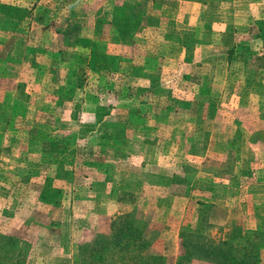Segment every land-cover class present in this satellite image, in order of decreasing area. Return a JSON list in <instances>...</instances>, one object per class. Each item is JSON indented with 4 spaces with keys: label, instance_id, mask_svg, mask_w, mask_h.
Here are the masks:
<instances>
[{
    "label": "rangeland",
    "instance_id": "rangeland-1",
    "mask_svg": "<svg viewBox=\"0 0 264 264\" xmlns=\"http://www.w3.org/2000/svg\"><path fill=\"white\" fill-rule=\"evenodd\" d=\"M78 1L0 0V264H50V259H40L63 251L70 252V264H95L90 262V246L97 236L111 237V222L120 216L112 213L130 203L137 210L128 220L138 228L145 226L148 253L159 255L163 247L170 249L176 243L178 255L165 257L166 264H175L180 253V229L203 224L212 238L222 240L220 223L226 215L221 208L223 188L211 189L216 198L208 208L194 201L198 196L183 197L210 187L209 180L199 173L230 174L237 170L246 175L249 165L244 166V162L253 158L249 147L264 149V39L256 37L257 28L264 26V0L242 5L257 18L248 24L252 25V35L245 36L242 43L250 53L246 52L241 64L231 70V76L244 79V83L233 81L218 102L204 100L206 84L200 85L196 73L190 75L187 68H179L174 81L161 86L156 69L151 73L134 71L137 75L130 79L119 72L117 65L110 70L88 69L86 62L92 59V53L99 67L117 58L113 52L117 40L111 38V32L124 25L127 14L138 6L123 4L111 9L110 0ZM135 14L134 20L139 17ZM31 16L37 18L42 29H31ZM81 29L84 35L78 37ZM132 29L135 35L140 30ZM94 30L109 36L102 34L94 41ZM123 40L133 46L127 55L133 49H143L134 34L124 35ZM161 50L166 53L167 45ZM68 61L77 64L52 74L55 69L51 66ZM146 76L155 84L147 87L143 83L142 91L151 89L153 94L149 99L142 95L132 105L136 108L142 101L152 103L164 116L153 118L164 121L162 137L166 138L156 147L144 141L145 135L129 131L127 124L139 127L144 122L116 114L92 115L93 109L106 108L111 102L124 110L123 95L137 96L139 83L135 84V79ZM33 80H38V97L45 96L47 101L45 97L28 100L35 86L31 85ZM16 97L25 101L19 102ZM53 97L66 99L61 107L60 103L52 106ZM36 106L37 116L33 115ZM72 108L74 116L69 114ZM204 110L215 129L212 145L204 157L187 158L186 151L179 147L180 132L202 127ZM50 111L54 113L48 118ZM31 118L33 124L29 123ZM180 121L181 126L173 128ZM149 137L156 139L155 134ZM195 145L191 146L192 153L202 151L203 142ZM228 150L227 163L221 166ZM238 155L240 164L236 162ZM256 170L252 171L254 176L262 178L259 166ZM13 176L20 180L15 182ZM17 183L20 188L13 191ZM230 184L232 189L238 186L237 181ZM245 236L247 232L235 238L241 242L239 246H244ZM250 239L257 244L259 258L262 256L259 264L264 263V231L250 235ZM198 262L204 261L191 264Z\"/></svg>",
    "mask_w": 264,
    "mask_h": 264
},
{
    "label": "crops",
    "instance_id": "crops-1",
    "mask_svg": "<svg viewBox=\"0 0 264 264\" xmlns=\"http://www.w3.org/2000/svg\"><path fill=\"white\" fill-rule=\"evenodd\" d=\"M77 1L78 0H67V2H69L70 4L72 2L77 4L79 2ZM110 1L111 9L123 4H138V11L142 13V17L141 25L139 27L140 30H138L136 35L134 36L138 38V41L141 42L143 49H141L140 51L139 49H133L135 51L133 53H130V55H127L128 49H132L133 46H128L125 42H123L120 37L119 31L113 30L110 36L111 38L116 37L117 40L115 43L116 50L113 51L114 53L118 54L117 58L114 57V60L108 62L110 64L105 65L104 63V66L101 65L99 67V64L96 62L97 60L94 57V53H92V48H90V45L89 51L92 53V59L86 62V64L88 65V69L93 70L103 68L110 70L113 66L117 65L116 68L121 74L123 73L124 76H126V79L127 77L129 78V76H133L134 78V76L137 75L134 74V71L144 69L145 72L151 73V70L156 69L159 72L158 84L161 86L164 83H172L174 81L175 73L179 68H187L189 70V74L190 72L196 73V77L200 85L206 84L208 94L206 95V97H204V100L211 102H218L220 98L224 96L223 94H226L228 92V87L233 84V81H237L238 84L244 83V79L239 80L238 78H233L231 76V70L235 66H238V64H241L240 62H242V59H240L237 55H242V57L244 58L246 52L250 53V49L244 48L242 46V43L245 41V36L250 37L252 35V31L250 30V27L252 25L249 26L248 24L257 21V18H253L252 16H255L254 13L242 8V5L246 4L247 2L250 3L251 0ZM76 10L79 11V8ZM35 16L37 17L38 15L36 14ZM250 16L252 17V19H249ZM36 17L33 20V17L31 16L29 18L30 23L28 24L31 25V29L32 27L33 29L36 27L42 29V26H40L39 22L36 20ZM245 25H248L247 29ZM83 32L84 30L79 31L78 37L83 36ZM93 33L92 37L94 36V41H98L102 37V34H104V36H109L108 34H105L103 32L98 33L95 30ZM77 43L78 45H80V48L83 49L82 45L84 44H79V38ZM150 44H152L153 47H151ZM162 45H167L166 53L161 50ZM64 50L66 49L64 48ZM230 52H233L232 61H230ZM60 53H63V51H60ZM137 57L142 60L139 62L138 59L137 62ZM74 64L77 63L72 64V62L70 61L56 63V66H51L52 69H55L52 74L56 75L58 70L60 69L62 70V72H64L63 70L65 68H73V66H75ZM170 68H172V70ZM256 71L259 70L256 69ZM136 79L134 83H139L137 89L140 92L138 94L136 89L137 96H127L125 94L123 95L124 98L122 99V102L125 103L124 110H119L117 102H111L110 106L106 108L96 110L93 109L92 115L98 117L99 115L114 117V115L116 114L117 117L122 116V118L125 119H138L144 123H142L139 127L127 124L129 127V131L134 132L135 134L139 133L145 135L147 140L144 141H148V143L152 147H156L157 145H159V142L164 139L162 137L164 130V121L162 119L159 121H154L153 118H164V116H162L160 112L155 110L152 103L142 101L139 106H137L138 108H134L132 105L133 100L140 98L142 95L146 96V99H149V96L153 94L151 93L153 91L151 89L142 91V84L146 83L147 87H149L150 85L155 84V82L151 77L147 76L146 78ZM37 81L35 82V80H33L31 85L37 83ZM37 84H35V86L32 87L31 92L28 93V100L30 101L33 98L41 99V97H45H38L39 92ZM90 96L91 95H85L86 98H90ZM64 99L66 98H54L55 101L53 103L50 102V105L53 106L60 103L61 107V103H63ZM115 99L116 98H114V100ZM23 100L24 99H22L21 97L20 99L18 98L19 102ZM52 106L50 108H52ZM74 108H76V106H74ZM57 109L62 110L61 108H55L54 110L56 111ZM73 111V108L70 109L69 114L74 116ZM37 112L38 109L36 106L33 115L37 116ZM49 113L50 114L47 116L48 118L52 117V113L54 112L50 111ZM205 114L206 111L202 113V116H204L205 118L202 127H189L188 131L184 129V132H180L179 147L183 148L186 151L185 154L187 158L198 159L204 157L206 152H208V148L212 145V137L215 129L213 128L212 123L207 120L209 119V117L206 118ZM33 121V118L29 119L30 124H33ZM180 124L181 121L179 123H176L173 128H179L181 126ZM1 126L2 124L0 120V127ZM177 131L179 132L178 129ZM200 132H202V135L200 134ZM221 132L223 133V130ZM150 134H155L156 139L152 140V138L149 137ZM201 142H203L202 151L192 150V153L191 146L193 148L194 146H196L195 144H200ZM163 143L166 142L164 141ZM55 144L58 145L57 143ZM50 145H52V143ZM255 146L256 145H252L251 147H249V149H252L251 155L253 156V158H250L249 161L246 160V162H244V166L249 165V167H247L246 169V175H241L237 170L235 173L230 174H218L216 173V171L212 170V172L205 171L202 172V174L200 172L199 174L203 175V179L209 180L210 187L208 189L203 188L200 191H192L190 196H183H187L189 198L198 196L199 198H195L194 201H201L205 205L212 206L213 204H215L212 199L216 198V194H214L211 189H214L215 191V189H217L218 187L223 188L224 195H222L221 197L223 206L221 205V208L224 210L226 215L222 218V222L220 223V227L223 232L222 240H231L244 235L246 232L264 231V149ZM229 153L230 150L225 152V157L222 156L220 161V164H222L221 166L226 165L228 158L227 156L229 155ZM241 161V157L240 155H238V160H236V162L240 164ZM257 166H259L260 168V175H263L262 178L258 179L252 172L254 169H257ZM12 179H14L15 182H18V180H20V178H18L17 176H13ZM234 181L238 182V186L236 187V189H232V186L230 184ZM18 187L20 188V184H15L13 191H18ZM168 187L170 189L172 186L168 185ZM111 189H113V186ZM132 195L134 194L132 193ZM131 204L132 203H130V205ZM127 205L123 204L121 208L119 206L118 208H120V210L112 213V216L130 214L137 210L136 208L134 209L133 206L129 205L130 207H127ZM232 221H235V223H232ZM210 223H212L211 220ZM77 242L78 240L73 241L72 245ZM175 245L176 243H174V247L170 249H165V247H163V249L160 250L159 255L164 258H169L172 256L176 257L178 255V248H175ZM64 247L68 248L66 242L64 244ZM71 257L72 256L70 255V252L63 251L59 253H48L47 256L42 257L40 260H44V262H46L48 259H50V261L48 260L50 264H57L53 262L56 260L62 261L61 264H70ZM261 260L262 256L260 257V261ZM197 264L209 263L198 262Z\"/></svg>",
    "mask_w": 264,
    "mask_h": 264
},
{
    "label": "trees",
    "instance_id": "trees-1",
    "mask_svg": "<svg viewBox=\"0 0 264 264\" xmlns=\"http://www.w3.org/2000/svg\"><path fill=\"white\" fill-rule=\"evenodd\" d=\"M134 5L138 6V4ZM124 6L129 7L130 4H125ZM134 13L139 15L135 20L132 16ZM22 15L21 13L20 16ZM14 16L15 18L19 17V14ZM141 17L142 13L137 9H132L130 14H127L124 25L117 28L122 40L124 35H135V32L130 31H133L132 28L137 29L140 27ZM258 25L261 26L260 23ZM257 30L259 35L256 37H263L264 39V26L257 28ZM237 56L242 59V55ZM232 60L233 52H230V61ZM200 206L203 208L209 207L205 204H200ZM128 219H130V214L115 217L111 222V237L108 240L99 236L95 238L88 251L91 258L90 262L95 264H166L165 258L161 255L148 253L150 244L143 237L145 226L138 228ZM119 220L121 222H118ZM202 226L200 228L186 226L180 229V253L175 264H191L194 260L212 264L260 263L259 249L256 248L257 244L250 239V235L257 236L260 232H247L243 242L244 246H239L241 242L235 240V238L231 240H215L207 233L206 228Z\"/></svg>",
    "mask_w": 264,
    "mask_h": 264
}]
</instances>
